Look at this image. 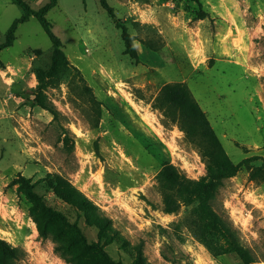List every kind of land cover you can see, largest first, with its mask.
Listing matches in <instances>:
<instances>
[{
  "label": "rangeland",
  "instance_id": "obj_1",
  "mask_svg": "<svg viewBox=\"0 0 264 264\" xmlns=\"http://www.w3.org/2000/svg\"><path fill=\"white\" fill-rule=\"evenodd\" d=\"M38 10L49 0H23ZM59 0L46 15L101 102L96 120L81 84L67 75L46 88L54 115L33 102L38 75L52 65V43L36 17L19 24L0 51V237L22 252L21 264H66L43 239L27 197L13 182L25 176L48 204L78 221L89 240L97 231L57 195L63 179L82 192L150 264H243L214 257L184 224L191 206L163 212L156 175L165 162L189 178L206 173L199 149L153 107L161 87L186 82L235 163L264 160V0ZM23 14L0 0V45ZM134 37L135 61L121 30ZM48 81V79H47ZM215 210L238 230L256 264H264V182L248 166L225 181ZM126 264L132 256L108 247Z\"/></svg>",
  "mask_w": 264,
  "mask_h": 264
},
{
  "label": "trees",
  "instance_id": "obj_2",
  "mask_svg": "<svg viewBox=\"0 0 264 264\" xmlns=\"http://www.w3.org/2000/svg\"><path fill=\"white\" fill-rule=\"evenodd\" d=\"M58 1L49 0L40 9L34 10L23 0H16V4L23 9V14L11 24L5 42L0 45V51L13 45L19 24L28 21L31 16L36 17L49 36L53 51L50 69L44 76L38 75L39 84L33 102L49 110L56 118L58 112L48 101L46 88L49 84L59 83L65 76L72 75L78 84H81L80 93L88 97L99 122L102 117L101 102L80 70L70 63L61 39L55 35L46 17ZM100 4L114 18V9L107 0H100ZM115 25L121 30L125 55L138 61L139 52L134 37L120 22L117 21ZM153 107L158 109L167 121L176 124L185 133L187 140L196 145L206 170L204 176L192 179L176 165L165 162L156 175L163 212L174 214L183 206H191L184 224L212 256L234 254L243 264H256L251 250L242 243L238 230L215 210L213 201L225 181L236 176L243 166H248L251 181L264 182V160L255 166L249 165L253 157L235 163L186 82L164 84L154 100ZM13 183L31 204L30 212L40 236L54 241L55 251L66 264H126L122 260H116L108 251V247L114 245L132 256L133 259L128 264H150L141 251L135 254L133 247L112 226L110 219L69 182L63 179L57 181V195L96 229L97 240H89L78 221H71L65 213L48 204L47 200L36 192V184L31 179L19 175ZM21 260L22 252L0 237V264H21Z\"/></svg>",
  "mask_w": 264,
  "mask_h": 264
}]
</instances>
